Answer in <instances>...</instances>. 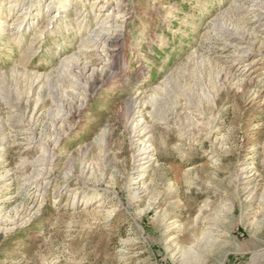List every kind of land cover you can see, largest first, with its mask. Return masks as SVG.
<instances>
[{
  "label": "rangeland",
  "instance_id": "rangeland-1",
  "mask_svg": "<svg viewBox=\"0 0 264 264\" xmlns=\"http://www.w3.org/2000/svg\"><path fill=\"white\" fill-rule=\"evenodd\" d=\"M0 264H264V0H0Z\"/></svg>",
  "mask_w": 264,
  "mask_h": 264
},
{
  "label": "bare ground",
  "instance_id": "bare-ground-1",
  "mask_svg": "<svg viewBox=\"0 0 264 264\" xmlns=\"http://www.w3.org/2000/svg\"><path fill=\"white\" fill-rule=\"evenodd\" d=\"M119 3V2H118ZM51 4H53V3H50L49 4V6H50V10H52V11H54V13H53V16H52V18H56V17H59V15L61 14V13H63L64 12V5H55V6H53V5H51ZM114 13V12H113ZM116 15V14H115ZM259 17V16H258ZM118 18V17H117ZM262 18V17H261ZM260 19V18H259ZM33 20V19H32ZM82 20V19H81ZM104 21L105 22H102V24H101V26H106V24H108L109 23V21H110V23H111V21L113 22V18H112V16H106L105 17V19H104ZM114 21H115V19H114ZM254 21V20H253ZM257 22H258V20H257ZM121 24V23H120ZM19 26V25H18ZM107 27V26H106ZM112 27V26H111ZM109 28L108 27V30L109 31H112L113 32V29L112 28ZM120 27H122V26H120ZM103 28V27H102ZM112 29V30H111ZM99 31H101L100 29H99ZM103 31V30H102ZM120 31V30H119ZM108 32V31H107ZM111 32V33H112ZM96 33V32H95ZM103 33V32H102ZM105 33V32H104ZM119 35V34H118ZM94 37H95V35H94ZM98 37V36H97ZM118 37V36H117ZM113 38H115V35H111V34H108L107 33V35H101V36H99V38L97 39V40H91L92 42H94V44H100V46L98 45V47H96V45H95V47L96 48H94L93 47V51L94 52H96V51H99V53L101 54V56H103V57H105V60H103V62L101 63L102 65H100L101 67H99V65H98V67H89L88 65H86V63H84L79 57H76V55L75 56H73V57H70V58H68V59H66L65 60V62H64V64H62L63 65V67L64 68H66V69H68L69 70V72H71V73H76V74H79L80 72H82V73H84L85 71H87L89 68H90V75H92V77H93V79L95 78V79H97V78H103L105 75H108L107 74V71L108 70H106L105 71V69H103L102 67H111L112 65H111V63L109 62L110 61V58L112 57L111 55L112 54H110V53H114V49L112 50V49H109V48H107V44H109V43H112V42H116V38L115 39H113ZM92 39V38H91ZM119 39V38H118ZM233 41V40H232ZM91 44V43H90ZM235 44V43H234ZM233 44V45H234ZM88 45V44H87ZM232 45V44H231ZM90 46V45H89ZM235 46V45H234ZM235 48L236 49H238V51H239V49L241 48V46H240V43L238 44V45H236L235 46ZM116 49V48H115ZM85 50V49H84ZM89 51V50H88ZM87 51V53H89ZM240 53V52H239ZM248 54V53H247ZM97 56V55H96ZM100 56V57H101ZM83 59V58H82ZM99 64V63H98ZM248 65V64H247ZM63 68V69H64ZM65 69V70H66ZM39 83V82H38ZM137 101L136 102H134V108H136L137 107ZM135 115H136V117L135 118H138L139 117V115H138V111H136L135 112ZM134 118V117H133ZM132 118V119H133ZM133 120H135V119H133ZM140 122H141V119H136V123L134 124V127H133V132H134V134H135V130L137 131V132H139L138 134H136L134 137H136V139L138 138V139H140V137L141 138H143V137H145V135L143 134L144 133V129H142L141 127H139V125H140ZM141 128V129H140ZM135 139V138H134ZM135 139V140H136ZM140 141V140H139ZM142 143H144V145H143V149L138 153V155H137V157L139 158L138 160H140V161H143L141 164H146V163H149L150 162V152H151V150L149 149V147L148 146H146V143L148 142V137L147 138H145V139H143L142 141H141ZM146 147V148H145ZM245 170V169H244Z\"/></svg>",
  "mask_w": 264,
  "mask_h": 264
}]
</instances>
